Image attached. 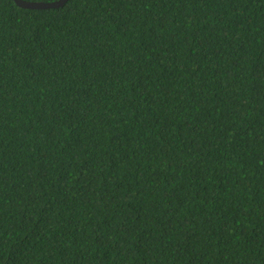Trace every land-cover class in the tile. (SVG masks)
<instances>
[{
  "label": "trees",
  "instance_id": "1",
  "mask_svg": "<svg viewBox=\"0 0 264 264\" xmlns=\"http://www.w3.org/2000/svg\"><path fill=\"white\" fill-rule=\"evenodd\" d=\"M0 264H264V0H0Z\"/></svg>",
  "mask_w": 264,
  "mask_h": 264
},
{
  "label": "water",
  "instance_id": "2",
  "mask_svg": "<svg viewBox=\"0 0 264 264\" xmlns=\"http://www.w3.org/2000/svg\"><path fill=\"white\" fill-rule=\"evenodd\" d=\"M17 4L27 8H56L64 5L68 0L54 1H31V0H15Z\"/></svg>",
  "mask_w": 264,
  "mask_h": 264
}]
</instances>
